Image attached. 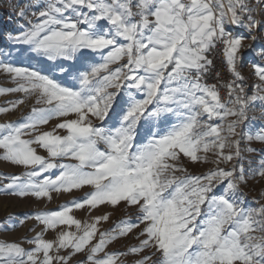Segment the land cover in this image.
Returning a JSON list of instances; mask_svg holds the SVG:
<instances>
[{
    "label": "snow or ice",
    "instance_id": "6c2138e0",
    "mask_svg": "<svg viewBox=\"0 0 264 264\" xmlns=\"http://www.w3.org/2000/svg\"><path fill=\"white\" fill-rule=\"evenodd\" d=\"M12 11L0 162L21 171L0 172V197L88 191L8 214L0 234L34 220L35 235L0 239V264H264V190L244 191L264 180V0H21ZM121 206L109 228L111 211L93 215Z\"/></svg>",
    "mask_w": 264,
    "mask_h": 264
},
{
    "label": "rangeland",
    "instance_id": "374dc122",
    "mask_svg": "<svg viewBox=\"0 0 264 264\" xmlns=\"http://www.w3.org/2000/svg\"><path fill=\"white\" fill-rule=\"evenodd\" d=\"M21 0H0V31H6L9 29H14L17 27V17L14 15L12 8L15 3H19ZM243 30V29H241ZM238 30V31H241ZM260 43V42H257ZM257 60V59H256ZM244 64L247 65L246 61L244 60ZM243 75L246 78V83L249 85L248 91L251 92V86L257 83L256 77L253 75L252 67L250 70H247V66L243 69ZM0 86L4 87H11L12 85L7 83L4 76L0 75ZM12 96L0 97V105H3L6 100L13 99ZM28 107L21 106L19 110L9 114L4 119L8 120H16L18 119L22 113H26L28 111ZM253 147L260 148L259 144H253ZM43 154V153H42ZM253 161L257 159V157H252ZM193 172L203 171L204 169L200 166H189ZM21 171L18 168H15L7 163L0 162V172L5 174H18ZM261 190H264V180H260L259 183L250 180L248 185L244 188V191L247 193L249 200H253L255 198H259V193ZM84 191H88V189H84L81 192L75 194H63L59 197H55L51 203H37L33 200H19L13 197H0V221H3L8 214H14L17 217L23 219L26 214H31L36 211H44V210H53L56 209L59 205L66 203L74 198V196H82ZM111 211L112 216L109 222L103 225L104 228H109L112 226L113 221L122 217V206L121 209H108L102 208L96 212H93V215H99L102 212ZM78 218L84 219L87 216L86 210H80L75 213ZM36 222L34 220L26 221L24 225L18 227L16 230L6 233L0 234V239H5L8 241H19L23 237L35 235V233L30 232V229ZM39 231V228H37ZM50 238V236L48 237ZM135 241L132 240V237L129 236L127 238H123L117 242H115L111 246V250H126V247L129 243H134ZM25 247H29V245L25 244Z\"/></svg>",
    "mask_w": 264,
    "mask_h": 264
},
{
    "label": "built area",
    "instance_id": "2783aa9c",
    "mask_svg": "<svg viewBox=\"0 0 264 264\" xmlns=\"http://www.w3.org/2000/svg\"><path fill=\"white\" fill-rule=\"evenodd\" d=\"M243 32V31H241ZM215 64H216V71H218L220 73L219 79L221 81H226L229 78V73L227 72L226 68L222 65L221 61L219 58L215 59ZM208 83H216V77L213 75H210L207 78ZM222 95L223 93V89L221 90Z\"/></svg>",
    "mask_w": 264,
    "mask_h": 264
},
{
    "label": "crops",
    "instance_id": "0c3cea01",
    "mask_svg": "<svg viewBox=\"0 0 264 264\" xmlns=\"http://www.w3.org/2000/svg\"><path fill=\"white\" fill-rule=\"evenodd\" d=\"M241 30V29H238ZM243 31V30H241ZM246 43H252L251 41H246ZM258 43H254L253 47H257ZM257 57L256 55L251 51V50H247L244 53V60L246 61V63H248L247 66V70H250L251 66H250V62L256 60Z\"/></svg>",
    "mask_w": 264,
    "mask_h": 264
}]
</instances>
